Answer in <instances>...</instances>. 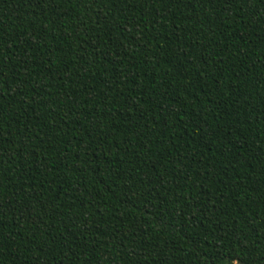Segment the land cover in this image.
Here are the masks:
<instances>
[{
	"label": "trees",
	"instance_id": "trees-1",
	"mask_svg": "<svg viewBox=\"0 0 264 264\" xmlns=\"http://www.w3.org/2000/svg\"><path fill=\"white\" fill-rule=\"evenodd\" d=\"M0 264H264V0H0Z\"/></svg>",
	"mask_w": 264,
	"mask_h": 264
}]
</instances>
